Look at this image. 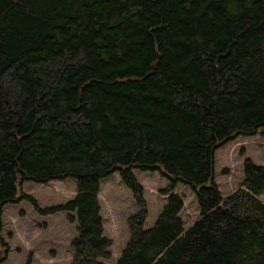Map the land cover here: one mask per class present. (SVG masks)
I'll use <instances>...</instances> for the list:
<instances>
[{
  "label": "trees",
  "instance_id": "trees-1",
  "mask_svg": "<svg viewBox=\"0 0 264 264\" xmlns=\"http://www.w3.org/2000/svg\"><path fill=\"white\" fill-rule=\"evenodd\" d=\"M260 128L264 0H0V234L3 206L28 199L76 223L68 264H105L98 192L118 171L137 211L115 264H264V166L245 158L225 196L213 176L214 150ZM132 168L169 179L151 227ZM65 177L64 204L17 196ZM178 181L198 207L187 228Z\"/></svg>",
  "mask_w": 264,
  "mask_h": 264
},
{
  "label": "rangeland",
  "instance_id": "rangeland-1",
  "mask_svg": "<svg viewBox=\"0 0 264 264\" xmlns=\"http://www.w3.org/2000/svg\"><path fill=\"white\" fill-rule=\"evenodd\" d=\"M249 158L256 165L264 166V128L257 134L236 137L218 146L213 152L214 180L222 196L235 190L242 177V161ZM132 173L142 183L149 213L146 227H151L166 202L161 192L169 179L158 170L132 168ZM35 199L38 207L50 208L64 204L76 193L73 177L50 180L48 183L24 181L17 190ZM174 192L182 197L181 217L187 228L199 216L196 199L190 187L178 181ZM98 198L101 202L104 233L112 238L111 259L105 264H115L120 250L128 240L126 219L137 211L131 191L123 184L118 171L103 178ZM264 203V192L258 196ZM74 215V213H71ZM1 236L8 246L5 260L0 264H68L71 259L70 243L75 236V222L64 212L41 214L28 199L7 203L1 214Z\"/></svg>",
  "mask_w": 264,
  "mask_h": 264
},
{
  "label": "water",
  "instance_id": "water-1",
  "mask_svg": "<svg viewBox=\"0 0 264 264\" xmlns=\"http://www.w3.org/2000/svg\"><path fill=\"white\" fill-rule=\"evenodd\" d=\"M234 137H236V134L232 135V137H231V138L233 139Z\"/></svg>",
  "mask_w": 264,
  "mask_h": 264
}]
</instances>
